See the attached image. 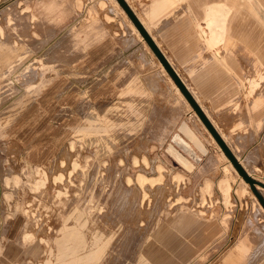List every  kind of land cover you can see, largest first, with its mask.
<instances>
[{"label":"rangeland","instance_id":"1","mask_svg":"<svg viewBox=\"0 0 264 264\" xmlns=\"http://www.w3.org/2000/svg\"><path fill=\"white\" fill-rule=\"evenodd\" d=\"M207 1L175 9L203 24ZM247 15L239 37L232 28L218 48L238 45L242 63L254 60L249 86L263 91V51H252ZM133 35L149 48L115 0H0V264H264V189L254 186L257 197L153 53L133 52ZM107 36L125 50L110 99L102 67L92 81L71 74L83 50ZM63 76L64 91L77 85L93 104L80 103L55 147L41 142L28 153L36 140L8 136L27 105L15 102Z\"/></svg>","mask_w":264,"mask_h":264},{"label":"crops","instance_id":"2","mask_svg":"<svg viewBox=\"0 0 264 264\" xmlns=\"http://www.w3.org/2000/svg\"><path fill=\"white\" fill-rule=\"evenodd\" d=\"M182 1L123 0L241 168L248 175V171H251L261 173L264 177V90L256 91L255 88L252 89L249 86L251 80L255 78L254 60L248 59L247 62L242 63L238 45L235 47L231 45L226 52L220 51L221 46L218 48V45L225 47L228 39L235 37L232 28L236 37H239V21L241 22L239 17L245 13L234 8L224 13L222 9L217 8V5L226 0H211L202 4L200 19L203 20V24H199V18L197 20L194 13L189 14L187 11L175 9ZM117 4L120 6L118 2ZM121 9L123 10L122 7ZM123 12L125 13L124 10ZM126 16L139 33L127 14ZM249 18L251 17L247 16L246 19L249 20ZM260 18L264 21V14L261 13ZM234 24L238 28H234ZM245 26L248 29L251 27L252 51H262L261 47L256 46L254 19H251V23L248 21ZM128 29L132 32L130 28ZM141 38L145 41L142 35ZM133 39L135 41L133 52L137 47L138 54L144 52L152 60L147 51L149 49L156 57L146 41V47H149L147 50L140 39H136L134 35ZM257 40L259 42L258 37ZM83 51L86 52L85 60L81 67L72 70V76H83L87 81H92L96 76L97 65L102 67L105 77L104 98L110 99L113 92L111 86L112 84L115 86L117 82L112 78L111 72L117 59L124 57L123 46L112 36H107L89 45ZM97 52L102 53V56H99L101 60H98V62L102 61V64L96 63ZM118 52L120 55H117ZM157 61L161 63L158 58ZM108 72H110L109 75ZM64 80L65 76L62 79L54 78L35 97H32L31 101L18 98L17 100L20 99V101L15 102L16 107L19 104L27 105L22 112H19L22 117L15 120L17 127L10 130L8 136L15 137L19 141L26 140L25 136L36 140V144L32 145L28 153L34 149L39 151L37 147L41 142L47 143L43 145L44 151L46 148L55 147L54 142L58 136L63 135L66 129H69L64 128V125L71 122L73 126L74 120H77L80 103L86 102L87 107L93 104L92 98L95 99V97L87 92L85 100L81 94L83 91H80L77 85L64 91L66 87L71 86L64 83ZM114 90L117 89L114 88ZM181 95L185 99L182 93ZM188 105L194 111L189 103ZM194 113L198 117L195 111ZM187 114L190 115V111L187 110ZM39 122L42 126L39 131H36L34 126ZM29 124L31 125L30 135L25 133L27 131H21ZM40 133L45 135L42 139ZM17 146L21 147L19 143Z\"/></svg>","mask_w":264,"mask_h":264},{"label":"water","instance_id":"3","mask_svg":"<svg viewBox=\"0 0 264 264\" xmlns=\"http://www.w3.org/2000/svg\"><path fill=\"white\" fill-rule=\"evenodd\" d=\"M117 2L123 8V10L128 15V17L131 19V21L133 22V24L135 25V27L137 28V30L139 31V33L142 35V37L147 42V44L149 45V47L152 49V51L154 52V54L156 55V57L159 59V61L161 62V64L163 65V67L165 68V70L167 71V73L170 75V77L172 78L173 82L176 84V86L181 91V93L183 94V96L185 97V99L192 106V108L194 109V111L196 112V114L198 115V117L201 119V121L203 122V124L205 125V127L207 128V130L210 132V134L212 135V137L215 139V141L217 142V144L219 145V147L221 148V150L223 151V153L226 155V157L229 159V161L234 166V168L238 171V173L241 175V177L250 185L251 189L253 190V192L258 197V194H257V192L254 189V186L255 185H258L259 187H261V188L264 189V183L258 182V181L254 180V179H251L249 177V175L241 168V166L239 165V163L235 160V158L229 152V150L227 149V147L225 146V144L222 142V140L219 138V136L217 135V133L214 131V129L212 128V126L209 124V122L202 115V113L200 112L199 108L195 105V103L193 102V100L191 99V97L189 96V94L187 93V91L185 90L184 86L181 84V82L179 81V79L173 73V71L171 70V68L169 67V65L166 63V61L163 59V57L157 51V49L155 48V46L153 45V43L151 42V40L149 39V37L147 36V34L145 33V31L139 25V23L137 22V20L135 19V17L131 13V11L128 9V7L126 6V4L123 2V0H117Z\"/></svg>","mask_w":264,"mask_h":264},{"label":"bare ground","instance_id":"4","mask_svg":"<svg viewBox=\"0 0 264 264\" xmlns=\"http://www.w3.org/2000/svg\"><path fill=\"white\" fill-rule=\"evenodd\" d=\"M252 3H253V6H252ZM77 5H78L77 7L79 8L80 5L79 4H77ZM100 5H101V2H100ZM217 8L222 9V11L224 13H227V12L231 11L234 8V9H239V11H241V12H243L245 14L246 13L249 14L247 16L254 19V25H255V29H256V33H255L254 36H256V46L261 47V49H263L262 51L264 53V39L260 36L262 34V30H263L262 28L264 26V21H262V19L260 18V14L261 13L264 14V12H263L264 11V0H226V1L218 4L217 5ZM50 9H51V7H50ZM257 35H258L259 42L257 40ZM261 75H263V74H259L260 77H262ZM254 82L257 83V79L256 78L252 79L250 83L251 84L252 83L254 84ZM261 88H263V87H261ZM181 97H182V95H181ZM181 130L184 133H186L190 137V139H194L192 137V135L189 134L190 131L188 130V128H187V126L185 124H183L181 126ZM174 140H176L177 143L179 145H181L184 149H186L187 151H189V149L187 148V144L185 142H183L177 135L174 136ZM169 150L173 154H176L177 153V151H175V149H173L172 147H170ZM145 180H147V179H145ZM23 213L24 214L25 213H28V210H23ZM32 218H34V217H32ZM37 223H38V221H37ZM25 235L28 238H31L32 237L31 236V233L25 232Z\"/></svg>","mask_w":264,"mask_h":264}]
</instances>
